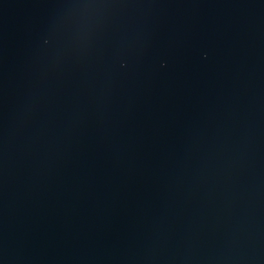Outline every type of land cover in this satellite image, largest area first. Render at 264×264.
I'll return each mask as SVG.
<instances>
[{
	"label": "water",
	"instance_id": "water-1",
	"mask_svg": "<svg viewBox=\"0 0 264 264\" xmlns=\"http://www.w3.org/2000/svg\"><path fill=\"white\" fill-rule=\"evenodd\" d=\"M0 264H264V0H0Z\"/></svg>",
	"mask_w": 264,
	"mask_h": 264
}]
</instances>
